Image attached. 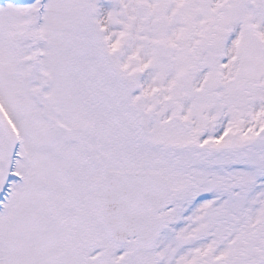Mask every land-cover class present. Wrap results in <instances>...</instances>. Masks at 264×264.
<instances>
[{
  "label": "snow or ice",
  "instance_id": "obj_1",
  "mask_svg": "<svg viewBox=\"0 0 264 264\" xmlns=\"http://www.w3.org/2000/svg\"><path fill=\"white\" fill-rule=\"evenodd\" d=\"M0 264H264V0H0Z\"/></svg>",
  "mask_w": 264,
  "mask_h": 264
}]
</instances>
